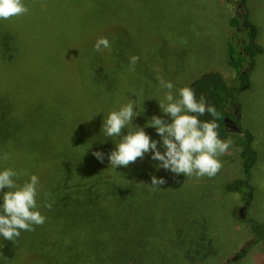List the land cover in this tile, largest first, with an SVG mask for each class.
Listing matches in <instances>:
<instances>
[{
    "label": "rangeland",
    "instance_id": "1",
    "mask_svg": "<svg viewBox=\"0 0 264 264\" xmlns=\"http://www.w3.org/2000/svg\"><path fill=\"white\" fill-rule=\"evenodd\" d=\"M32 1H36V5H46L54 20L26 13L4 22L5 26H9L6 27L7 31L17 38L15 44L19 42L23 46L26 56L23 61L18 57L10 64L0 61V90L6 95L0 97V104L8 112L7 125L0 126L6 141L0 149L9 156L2 163L31 164L35 159L33 150L50 148L51 139L44 133L50 129L51 134L60 131L77 133L97 126L99 133L102 115L127 103L128 98L135 99L133 93L137 97L144 95L143 107L150 110L149 113L143 111L144 117L135 119L138 125L143 126L151 118L148 114L153 111L160 115L157 102L150 98L158 99L162 92L151 91L150 83L140 79L137 69L129 71L128 68L124 73L114 71L103 79L99 77L101 64L105 61L104 65L108 67L116 59L112 58L110 49L100 52L93 49L88 57V50L82 45H94L97 39L108 33L114 45H118V50L123 51L127 58L133 56L132 53L141 54L139 65L143 73L146 70L155 71L157 67L162 69L164 62L155 56L158 53L174 52L175 58L180 57L183 48L178 45L165 46L162 41L182 33L186 44L197 46L192 57L184 56L187 63L185 68L180 66L182 59L177 60V66L182 69L181 75L188 77L185 85L189 86L205 73L218 72L228 85L234 86L225 54L231 16L224 4L226 0H141L142 7L139 0L107 1L106 20L102 24L93 21L91 25L85 21L83 13L78 12V8L77 11L76 7L72 9L69 6L71 0ZM54 1L61 4L58 11ZM27 2L24 0L26 6ZM247 4L249 22L256 31L258 29L256 44L264 51V0H248ZM120 27L127 30L123 36L119 34ZM91 67L95 75L89 77ZM249 80V88L238 95L235 106L238 108V123L253 134L259 152V161L252 169L249 181L252 200L243 211L244 218L241 219L238 214V210L244 206L240 195L235 191L220 193L222 186L234 178L243 177L239 160L229 164L233 159H238L235 157L238 155L237 133H230L226 138L231 141V146L220 157L221 162L223 159L228 162L217 172L219 176L196 178L181 175L177 179L161 170L168 174L167 186L177 185L185 189H178L176 193L166 192L175 195L174 201L195 202L198 196L201 197L199 206L202 208L199 211L206 212L200 218L205 232L200 238L209 240L216 253L210 264L225 263L243 249L247 250L246 254L230 264H264L262 242L252 241V234L245 223L247 218H251L264 225V53L256 58ZM94 82L110 85L113 90L101 95ZM21 90H26V94L12 95L14 91ZM145 94L150 96L146 98ZM98 135L103 137L102 132ZM46 167L49 169V164ZM235 170L236 176H233ZM186 186L203 187L209 196H202L199 188H189L186 192ZM156 210L174 219L179 217L173 208H153L151 211ZM205 214H210V217L207 218Z\"/></svg>",
    "mask_w": 264,
    "mask_h": 264
},
{
    "label": "trees",
    "instance_id": "2",
    "mask_svg": "<svg viewBox=\"0 0 264 264\" xmlns=\"http://www.w3.org/2000/svg\"><path fill=\"white\" fill-rule=\"evenodd\" d=\"M107 1L111 3L113 0H71L69 6L72 9L76 7V10L78 8L77 11L83 13V18L89 25L93 21L102 24L107 18ZM35 2L28 0L27 13L54 20L53 14L49 13L46 5L42 3L36 5ZM247 2L248 0L224 2L231 12L228 20L230 33L225 42V54L226 62L232 71L234 86L228 85L218 72L200 75L189 86L187 85L194 90L197 99L202 95L209 104L216 107L219 113L216 121L217 131L221 139H226L230 133H233L226 127L224 119L232 117V106H237L238 95L249 88V77L255 67L256 58L264 53L263 48L256 44L258 29L256 31L249 22ZM138 3L142 7L141 0ZM54 4L58 11L61 4L58 1H54ZM5 21L7 20H0V61L10 64L18 57L23 61L26 52L22 50L23 46L19 42L15 44L14 41L18 40L9 30L7 31L6 27L9 26H5ZM119 30L120 36L127 32L122 27ZM103 37H107L111 42L110 54L116 62L108 67H105V61L101 64L99 77L102 79L112 75L114 71L124 73L125 69L129 68L130 58H127L123 51L118 50V45H114L110 33ZM162 43L165 46L178 45L183 48L178 57L182 59L180 65L182 69L187 65L184 56L192 57L197 48L186 44L182 33L176 34L173 38H166ZM82 46L87 48L88 57L92 55V44L88 47L86 44ZM132 54L139 57L135 69L138 70V75L144 83L145 81L150 83L151 91H161L158 87L160 78L171 81L176 89L186 86L188 77L184 78L181 75L182 69L177 66L178 58L174 57V52L156 54L155 56L164 62V66L162 69L157 67L155 71L146 70L145 73L139 65L141 54L139 52ZM94 75L95 71L91 67L89 77ZM94 84L101 95L113 90L110 85L95 82ZM3 92L0 90V97H6ZM26 92V90L14 91L12 95L26 94ZM143 96L137 97L138 106ZM149 96L146 95V98ZM143 109L146 113L150 111L145 107ZM7 114L8 112L2 109L0 104V126L7 125ZM157 114L158 112L153 111L148 115ZM135 119L133 120L135 125L140 126ZM164 119L167 120V117ZM199 119L207 121L212 117L205 113ZM96 127L77 133L60 131L51 134L52 129H50L48 133L44 132L49 140L51 139V144L48 146L50 148L33 150L35 159L31 164L14 162L6 164L0 161L3 167H11L25 173L17 181L18 183L26 180L27 174L38 175L41 183L38 202L51 204L50 209L41 208L42 214L46 217L43 225L35 226L33 231L21 232L14 241L0 238V264L213 263L212 257L216 254L214 248L209 244V240L201 239L205 232L200 218L206 212L199 211L202 208L199 206L202 202L201 197L198 196L195 202H178L174 201L175 195L166 193H176L180 189L177 185L167 186L166 182L161 189L155 190L140 185L148 184L151 174L164 177L166 181L168 178V174L164 172H154L150 165L156 162L149 161L147 157L142 161L137 159L126 168L118 167L115 171L110 165L107 166L106 158L103 163L98 162L92 156V152L101 150L106 155L114 145L110 140L103 144L99 143L98 140H102L103 137L98 135ZM239 128L240 131L237 133L239 137L236 141L238 155L235 156L238 159L229 161V164L232 165V162L239 160L243 177L234 178L233 181L222 186L220 193L235 191L240 195L241 201L249 205L252 200L249 181L251 171L259 161V152L257 153L253 134L244 130L241 125ZM145 131L152 138L158 139L154 129L146 128ZM125 132L126 130H122V134ZM113 141L116 142L117 138H113ZM4 142L6 141L0 130V146H3ZM89 144L91 147L87 150ZM0 152L5 153L2 149ZM46 161L49 169L46 167ZM227 162L223 159L220 170ZM232 175L236 176V170ZM176 177L178 179L179 176ZM185 188L186 192L189 188H199L202 196H209L203 187L186 186ZM168 207L176 209L179 217L176 216L174 219L173 216L164 215L157 210L151 211L153 208L168 209ZM205 215L207 218L210 217V214ZM245 223L252 234V241H261L264 248V225L251 218H247ZM246 251L243 249L237 253L238 258H242Z\"/></svg>",
    "mask_w": 264,
    "mask_h": 264
},
{
    "label": "clouds",
    "instance_id": "3",
    "mask_svg": "<svg viewBox=\"0 0 264 264\" xmlns=\"http://www.w3.org/2000/svg\"><path fill=\"white\" fill-rule=\"evenodd\" d=\"M27 12L24 0H0V20ZM110 47L111 42L107 37L97 39L93 45L96 52ZM138 59L136 55L129 58V71H135ZM158 87L162 96L150 99L157 102L160 115H152L143 126L133 123L135 118L142 115V103L145 101L142 100L138 106L135 93V99L128 98L127 103L106 115L102 113L99 133L102 132L103 139L98 141L103 144L110 140L114 147L106 155L96 150L92 156L101 163L106 158L107 166L110 165L113 171L147 157L149 161L156 162L150 165L154 172L163 170L174 176L196 178L215 176L222 167L220 157L231 146V141L221 139L217 131L219 113L216 107L202 95L197 99L194 90L188 86L176 89L171 81L160 78ZM205 113L212 119H199ZM146 128L154 129L158 139L147 134ZM122 130L126 132L122 134ZM113 138H117V141L114 142ZM7 159L8 154L0 152V161ZM22 175L25 173L0 165V238L7 241H14L21 232L33 231L35 226L43 225L46 217L41 208H51L50 203L38 202L41 189L39 176L27 174L28 178L18 183ZM165 183L164 177L151 174L149 183L140 185L155 190L161 189Z\"/></svg>",
    "mask_w": 264,
    "mask_h": 264
},
{
    "label": "water",
    "instance_id": "4",
    "mask_svg": "<svg viewBox=\"0 0 264 264\" xmlns=\"http://www.w3.org/2000/svg\"><path fill=\"white\" fill-rule=\"evenodd\" d=\"M238 121H239V115H238V112H237V115H236V119L235 120H231L229 118H225L224 119V123L226 125V127L228 128V130H230L231 132H235V133H238L240 131V128L238 126ZM229 124V125H228ZM247 206H248V203L246 202L244 204L243 207H241L239 210H238V214H239V217L241 219L244 218V212L246 209H247ZM238 258L237 255H234L232 256L231 258L227 259L225 263H221V264H230L231 262H233L234 260H236Z\"/></svg>",
    "mask_w": 264,
    "mask_h": 264
},
{
    "label": "flooded vegetation",
    "instance_id": "5",
    "mask_svg": "<svg viewBox=\"0 0 264 264\" xmlns=\"http://www.w3.org/2000/svg\"><path fill=\"white\" fill-rule=\"evenodd\" d=\"M232 108H233L232 117H230L229 119L235 120L236 119L237 112H238V108H235V105L232 106Z\"/></svg>",
    "mask_w": 264,
    "mask_h": 264
},
{
    "label": "crops",
    "instance_id": "6",
    "mask_svg": "<svg viewBox=\"0 0 264 264\" xmlns=\"http://www.w3.org/2000/svg\"><path fill=\"white\" fill-rule=\"evenodd\" d=\"M248 9H249V7H248Z\"/></svg>",
    "mask_w": 264,
    "mask_h": 264
}]
</instances>
